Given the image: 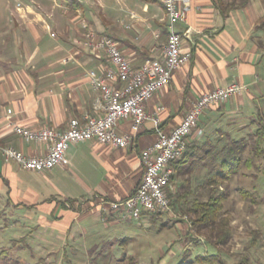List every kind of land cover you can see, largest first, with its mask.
<instances>
[{
	"label": "crops",
	"instance_id": "crops-1",
	"mask_svg": "<svg viewBox=\"0 0 264 264\" xmlns=\"http://www.w3.org/2000/svg\"><path fill=\"white\" fill-rule=\"evenodd\" d=\"M28 2L11 7V16L0 20V148L43 155L45 141L25 140L12 126L64 129L71 117L101 113L95 106L100 93L89 72L104 75L111 64L102 50L84 44L86 31L92 30L94 38L104 35L115 40L135 68L146 59L161 57L166 15L159 0ZM257 6L248 0L223 16L218 0H187L183 19L174 25L191 57L174 69L168 85L143 103L150 118L137 131L131 130L130 118L116 121V131L135 134L131 144L70 143L66 162L41 172L19 167L0 149V210L8 209L5 214L22 216L32 226L56 233L65 247L68 241L80 240L81 232L93 230L95 222L108 229L128 220L123 211L110 209L109 202L133 193L143 173L139 155L155 140L156 128L169 131L202 93L233 82L244 84L240 93L200 114L186 137L185 152L172 163L173 182L166 191L172 194L183 183L187 195L193 194L196 185L207 182L212 152L220 151L213 135L222 133V117L241 114L264 98V47L258 37L261 30L255 29L264 13H257ZM108 82L121 86L115 77ZM179 176L180 182L175 181ZM101 241L108 244L119 238L110 235Z\"/></svg>",
	"mask_w": 264,
	"mask_h": 264
},
{
	"label": "rangeland",
	"instance_id": "rangeland-1",
	"mask_svg": "<svg viewBox=\"0 0 264 264\" xmlns=\"http://www.w3.org/2000/svg\"><path fill=\"white\" fill-rule=\"evenodd\" d=\"M36 1L47 4L52 0ZM251 1L258 4L257 13H264V0ZM22 4L29 2L0 0V20L11 16V7L21 8ZM259 30V41L264 47V30ZM242 111L241 114L222 117V133L219 137L213 135L220 151L212 152L213 161L207 165L204 178H209L221 169L219 162L229 157L230 148L250 162L249 165L241 162L234 173L218 179L213 185L214 192L225 195L221 204L222 215L228 218L231 231L225 245L214 247L209 244L205 232H197L188 219L191 215L188 208L193 200L207 199L211 185L207 182L198 184L193 188V194L188 196L187 187L179 183L181 185H178L176 192L171 194L168 191L170 195L165 193L169 200L166 210L155 215L143 213L147 216L142 219L128 218L108 229L95 222L93 230L81 232V235H77L80 240L68 241L66 247L56 238V233L32 226L22 216L11 217L5 214L8 209L6 212L0 210V264H68L66 257L73 264H178L182 258H188L193 264H209L199 263L195 258L199 254L208 253H218V257L228 264H234L240 258H245L244 264H264V156L251 152L258 126L256 113L259 112L264 120V98ZM239 138L246 140L242 148L235 143ZM181 177H175V181ZM172 180L173 176L170 183ZM94 229H98V232L92 233ZM109 234L119 238V241H110L108 244L102 242L101 239L106 240ZM93 237L99 241H91ZM96 243L101 247L95 249L93 244ZM104 244L109 247H104Z\"/></svg>",
	"mask_w": 264,
	"mask_h": 264
},
{
	"label": "built area",
	"instance_id": "built-area-1",
	"mask_svg": "<svg viewBox=\"0 0 264 264\" xmlns=\"http://www.w3.org/2000/svg\"><path fill=\"white\" fill-rule=\"evenodd\" d=\"M159 1L164 8L167 28V39L162 47L161 57L146 59L133 68L120 52L115 40L104 35L94 38L92 30L86 31L84 44L95 51L102 50L111 64L104 75H99L93 70L89 72L93 88L100 93L95 106L101 109V113L71 117L64 129L49 126L32 128L14 124L12 128L16 135L28 141H45L47 149L43 155H26L12 146H4L0 149L5 159L15 161L27 171L41 172L65 163V153L70 143L95 140L114 147H127L131 144L135 134L131 131H116V121L130 118L131 130L137 131L150 118L143 103L157 89L168 85L174 69L191 57V51L182 46L183 34L178 32L174 25L183 19L184 4L187 0ZM19 4L16 5L20 6ZM50 35L54 33L50 32ZM112 77L121 82V86L115 88L110 85L108 78ZM244 86L233 82L214 87L194 100L182 119L169 131L156 128L155 140L139 155L143 173L138 185L127 197L110 201V209L121 210L125 217L133 219H138L142 211L155 213L166 210L169 200L165 193L172 177L170 165L185 152L186 137L198 122L200 114L206 108L240 93ZM153 121L157 124L156 118H153Z\"/></svg>",
	"mask_w": 264,
	"mask_h": 264
},
{
	"label": "trees",
	"instance_id": "trees-1",
	"mask_svg": "<svg viewBox=\"0 0 264 264\" xmlns=\"http://www.w3.org/2000/svg\"><path fill=\"white\" fill-rule=\"evenodd\" d=\"M247 1L248 0H218V5L220 7L219 10L222 11L223 16H227L232 9L243 6ZM255 29L264 30V15L257 19ZM256 118L258 126L254 133L251 152H253L255 155L264 156V120L263 116L259 112L256 113ZM235 143L240 145L242 148L246 145V140L239 138L235 141ZM228 153L230 154L228 158L223 160L221 159V169L217 170L214 174L206 179L207 183L211 185L209 191L210 195L208 198L205 200H198L195 198L190 205L191 207L188 208V212L191 214L188 218L190 220V225L193 226L197 232L203 230V232H205V239L214 247L225 245L231 236V231L228 218L222 215L223 205L221 204L225 195H220L214 192L213 185H215L214 183H216L218 179L226 178L231 173H234L241 162H246V165H249L250 163L248 158L242 159L241 153L234 152L232 148L229 149ZM166 193L168 194L169 192ZM143 213H151V215H155L159 212L153 213L142 211V214ZM218 256H220L218 253H208L202 255L199 254L195 258L199 263L228 264L223 258ZM66 260L68 264H73L70 263L69 257H66ZM244 262L245 258H240L239 260L235 261L234 264H244ZM38 263L39 262L35 264ZM178 264H193V262L188 260V258H182Z\"/></svg>",
	"mask_w": 264,
	"mask_h": 264
}]
</instances>
